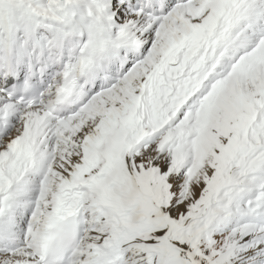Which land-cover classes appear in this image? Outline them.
<instances>
[{"label":"snow or ice","instance_id":"obj_1","mask_svg":"<svg viewBox=\"0 0 264 264\" xmlns=\"http://www.w3.org/2000/svg\"><path fill=\"white\" fill-rule=\"evenodd\" d=\"M0 264H264V0H0Z\"/></svg>","mask_w":264,"mask_h":264}]
</instances>
